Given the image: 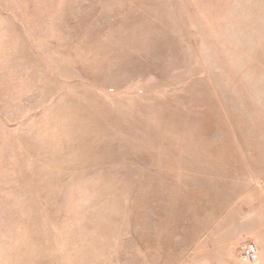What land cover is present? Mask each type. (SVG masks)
<instances>
[{
	"label": "rangeland",
	"instance_id": "1",
	"mask_svg": "<svg viewBox=\"0 0 264 264\" xmlns=\"http://www.w3.org/2000/svg\"><path fill=\"white\" fill-rule=\"evenodd\" d=\"M0 264H264V0H0Z\"/></svg>",
	"mask_w": 264,
	"mask_h": 264
},
{
	"label": "built area",
	"instance_id": "2",
	"mask_svg": "<svg viewBox=\"0 0 264 264\" xmlns=\"http://www.w3.org/2000/svg\"><path fill=\"white\" fill-rule=\"evenodd\" d=\"M244 256L252 262H255L257 260V251L255 250L253 245H247L244 248Z\"/></svg>",
	"mask_w": 264,
	"mask_h": 264
}]
</instances>
